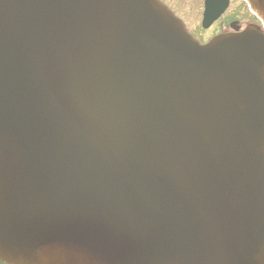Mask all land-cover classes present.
<instances>
[{
  "label": "water",
  "instance_id": "95a60500",
  "mask_svg": "<svg viewBox=\"0 0 264 264\" xmlns=\"http://www.w3.org/2000/svg\"><path fill=\"white\" fill-rule=\"evenodd\" d=\"M0 260L264 264V34L0 0Z\"/></svg>",
  "mask_w": 264,
  "mask_h": 264
},
{
  "label": "flooded vegetation",
  "instance_id": "af4514ba",
  "mask_svg": "<svg viewBox=\"0 0 264 264\" xmlns=\"http://www.w3.org/2000/svg\"><path fill=\"white\" fill-rule=\"evenodd\" d=\"M202 43L224 33L243 32L264 24L248 0H158ZM0 264H3L0 262Z\"/></svg>",
  "mask_w": 264,
  "mask_h": 264
}]
</instances>
